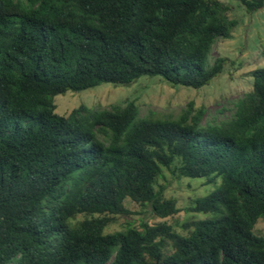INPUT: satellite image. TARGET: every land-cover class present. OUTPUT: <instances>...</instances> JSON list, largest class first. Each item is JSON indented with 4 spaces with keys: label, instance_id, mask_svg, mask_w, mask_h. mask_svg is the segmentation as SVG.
Instances as JSON below:
<instances>
[{
    "label": "trees",
    "instance_id": "1",
    "mask_svg": "<svg viewBox=\"0 0 264 264\" xmlns=\"http://www.w3.org/2000/svg\"><path fill=\"white\" fill-rule=\"evenodd\" d=\"M236 26L222 0H0V264H264V68L220 124L193 103L176 119L134 102L55 114L56 96L103 84L208 86ZM164 172L215 189L181 209ZM127 201L161 222L106 233Z\"/></svg>",
    "mask_w": 264,
    "mask_h": 264
},
{
    "label": "rangeland",
    "instance_id": "2",
    "mask_svg": "<svg viewBox=\"0 0 264 264\" xmlns=\"http://www.w3.org/2000/svg\"><path fill=\"white\" fill-rule=\"evenodd\" d=\"M227 8V16L237 22L229 39H218L213 45L209 58L211 64L215 58H226L228 63L221 75L199 90L187 87H171L160 77H142L131 86L100 85L93 89L68 92L54 98L55 114L68 115L81 106L91 110H105L113 105L123 106L134 102L139 108V117L176 119L188 103L203 107L205 115L202 125L220 124L232 119L235 104L252 89V72L264 68V6L247 14L244 6L237 0H222ZM203 180H182L164 172L159 184L165 186L166 198L173 199L177 207L185 209L190 202L215 189L203 186ZM130 214L119 217L106 233H114L128 226L139 227L141 223L150 226L161 221L152 216L149 208L141 207L131 201L126 202ZM193 214L180 213L166 222L177 233H183L181 226ZM199 218H202L199 217ZM264 238V219H259L253 232Z\"/></svg>",
    "mask_w": 264,
    "mask_h": 264
}]
</instances>
